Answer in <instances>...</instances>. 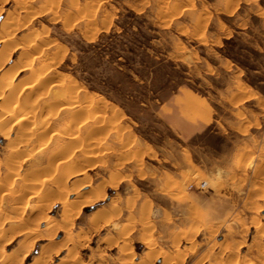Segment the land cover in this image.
I'll return each mask as SVG.
<instances>
[{
  "label": "rangeland",
  "instance_id": "obj_1",
  "mask_svg": "<svg viewBox=\"0 0 264 264\" xmlns=\"http://www.w3.org/2000/svg\"><path fill=\"white\" fill-rule=\"evenodd\" d=\"M24 2L0 1V37L47 47L32 58L14 48L3 67L16 62L18 71L5 80L24 85L35 74L37 91L39 73L66 90L72 83L75 100L92 110L97 104L104 119L95 126L102 132L86 139L99 143L95 153L70 159L65 193H56L58 173L37 142L18 155L14 192L38 185L44 201L30 213L29 192L20 204L17 193L0 194L1 257L8 264H264V0ZM128 49L154 74L137 75L134 62L127 70ZM36 112L37 123L46 119ZM7 124L0 122L1 180L17 143ZM63 199L71 204L67 218ZM192 225L197 232L185 235Z\"/></svg>",
  "mask_w": 264,
  "mask_h": 264
},
{
  "label": "bare ground",
  "instance_id": "obj_2",
  "mask_svg": "<svg viewBox=\"0 0 264 264\" xmlns=\"http://www.w3.org/2000/svg\"><path fill=\"white\" fill-rule=\"evenodd\" d=\"M0 1L2 3H5L6 0H0ZM12 1H13V3L15 2V3H18V4L23 2V5L20 4L22 6H24V3H25L24 0L23 1L22 0H12ZM9 15H11V14H9ZM7 18H10V17H8V13H7ZM6 22H8V21H6ZM13 25H14V22H13ZM13 25H11V26H13ZM1 26H3V25H1ZM2 28H4V27H2ZM3 30H2V32H3ZM14 30H16V29H14ZM5 37L4 36L0 37V71H2L1 78H0V102H1L0 103V122L1 123L2 122H9V124H7V125H10V126H7L6 129L12 130L13 128H15V130H16L15 134L17 132V135H15L16 136L15 139L17 140V143H13L12 145L15 144L14 146L10 145L11 146L10 147L11 152H10V154L8 153L9 154L8 157L10 159L9 161H10L11 165H10V168L8 169L9 171L6 170V172L4 173V176H2V177H4V179H2V180L0 179V191L3 192V193H0V194L1 195L2 194H7V195L9 194L10 195V193L11 194L17 193V192H14V188H16L18 186V184H15L14 181H13L14 177L18 176V174L15 171L16 170L15 163H18L17 159L20 158V157H18L19 154H23V156L28 154L27 152H26L27 154L24 153L25 152L24 149H26L27 145L29 143H32V142H34V143L37 142L38 143L39 146L36 147L37 148V153L38 152L39 153H43L46 156V159L49 162V163L48 162L47 163L50 166L49 169L54 167L53 171L58 173V175H56V176L54 174L55 180H56V177H57V180L56 181L53 180V181L57 182L56 183V189H57L56 193H61L62 191H65V189H66V187H65L66 183L65 182L67 180L65 179L66 181H64V177L66 175V172L70 175V172H68L69 169H71V168H69L70 159L71 160H72V158L74 159L76 153H81L83 155L84 154L86 155L89 152L90 153L94 152L93 150H95V148L98 147L96 145H98L99 143L97 144V142H95V141H92L93 144H89V143L86 144V139L87 138H93L94 135H95V131L102 132V130H100V129L95 130L96 129L95 126H96V124H100V121H101L100 119H104V117L101 116L100 114H98V113H100L99 111H97L98 112L97 114L95 113L96 111L94 112V110H96L95 106H97V104H93L94 105V109L92 110V109H90V108L93 107L92 105H90V104L87 105L86 103L83 104L82 101H80L82 103H79V101L77 102L76 100H78L79 97L75 100V94L76 93H74L73 91L72 92L69 91V90L74 89L72 87L76 88V86H72L71 87V84H72L71 80L69 81L71 84H69L67 86L68 90H66V88H64L65 85L62 84V83H59V81L57 82L56 78H54V81H56V82L54 83V81H53L51 83L50 81L43 80L42 79L44 77L43 75H42L43 76L42 78H39V76L41 75V73H39L37 75V78H38V82H41L39 86L41 87L42 91H37V89H40V88H37L35 90L34 89L35 85L31 84L33 81L35 82L34 79L36 77H33L35 74L34 75L31 74L32 77L30 76L31 80L33 78V81L32 82L29 81V83L28 82L24 83V85L23 84L19 85L20 83H18L17 85H14L11 80H9V81L5 80L7 78H11L12 79L13 75L16 74L17 71H18V69L14 68V64L16 62L9 64L8 67H6L5 69L3 67L5 62L9 59V57L11 55V52H12V50L14 48H16V47L20 48L21 51L27 50L29 52V53H27L28 55H31V53H34V54L38 55L39 52L44 50L43 49L44 46L47 47L46 46L47 44L43 43L44 41L42 42L44 45L40 43L43 46L42 47L40 44L36 45L34 43L35 42L34 40L32 41L33 42L32 44H30L31 42H29V43L27 42V43L23 44V43H20V42L11 41V39L7 40V39H5ZM23 41L26 42L25 40H23ZM21 42H22V40H21ZM26 44H30V45H26ZM44 54H45V52H44ZM28 55H25V57L26 56L28 57ZM32 55H31V58H32ZM21 59H23V58L20 57L19 60H21ZM30 60H32V59H30ZM36 60H38V59H36ZM8 62H9V60H8ZM18 62H20V61H18ZM31 62L32 61L28 62V65L25 64L26 65L25 67H26L27 70L29 69V70L32 71L33 70V66H32V64L30 66ZM16 64H18V63H16ZM44 67H45V64H44ZM45 69H48V68H45ZM42 70L43 69H41V71ZM47 72H49V70ZM46 77H49V76L46 75ZM46 77H44V78H46ZM49 78L51 79V77H49ZM29 79H27V80H29ZM39 79H40V81H39ZM42 81H44V82H42ZM24 82H26V81H24ZM78 91H80V90H78ZM39 92L42 93V94H40ZM60 93H62L61 94L62 98L60 97L61 99H58V97L60 96L59 95ZM82 94L83 93H81L80 95L82 96ZM85 95H83L82 97H86L87 96V95L86 96ZM44 97L47 98L48 101L45 102V100L43 99ZM90 102H91V100H90ZM93 102H95V101H93ZM97 102H99V101H97ZM99 103H101V102H99ZM104 109H105V107H104ZM107 109H109V108H106V111H107ZM36 110H40L42 112H45V114L47 116L46 119L43 118L45 120L42 119L41 122L39 121L40 123H37V117H35ZM40 111H38V112H40ZM38 112H36V114ZM94 114H96V115H94ZM37 115H39V114H37ZM91 119H93L92 122H94V124H92V122H91V124L94 125V126L89 128L87 125H88V122H90L89 120H91ZM106 119H107V117H106ZM105 122H103V123H105ZM103 123H101V124H103ZM97 127L101 128L102 126L101 125L100 126L97 125ZM2 129H3V127H2ZM95 140H97V137H95ZM10 144H11V142H10ZM35 152H36V150H35ZM30 155H31V152H30ZM77 158H78V156H77ZM71 163H73V162H71ZM52 165H53V167H52ZM237 166L238 165H234L230 169V174L232 172H235V171L238 170ZM49 169H48V171H46L47 172V174H46L47 176L50 175V173H48V172H50L52 170V169H50V171H49ZM76 170L77 171H81L80 169H76ZM70 171L74 172L75 170L74 171L70 170ZM51 173L53 175L52 171H51ZM50 176H49V178H50ZM65 178H67V177H65ZM51 179H54V178L52 177ZM50 182H52V180ZM54 182H52V183L55 184ZM77 182L78 181L76 180V182H75L76 185H77ZM87 182H88V180H87ZM39 183H40L39 185H42L41 182H39ZM75 183L73 182V184H75ZM28 186L29 185H26V186L23 185V188L25 189V191L23 190V193H21V194L17 193L18 195H16V196H18L17 197L18 199H16L17 202L15 204H17L18 202H19L18 204H20L22 202V200L25 199V196H28L27 192H29V198L31 196L32 198L34 197L35 200L30 205H28L27 207H26V205H24V206L26 207V209L30 213H32V212H35L34 210H36V207L38 206V204L41 201H44V198H43L41 193L39 194L40 190L39 189H35L36 188L35 186H38V185H34L35 188L34 187H28ZM88 186H90V183L89 184H85L83 182V183L80 184V187H82V188H87ZM6 187H8V188L6 189ZM99 188H101V187H99ZM96 189H98V188L96 187ZM66 191H67V189H66ZM65 192H62V193H65ZM83 194L77 195L76 197L79 198L81 196H84ZM59 196H60V194H59ZM59 196H58V198L63 197V196H61V197H59ZM66 198H67V196H66ZM52 199H53V195H51V197L49 196V198H46V201H48V200L53 201ZM65 199H63L65 201V202L63 201L64 202L63 206L65 205L64 206L65 207L64 210L66 212L63 211L64 212L63 217L67 218L69 216V212L68 211H70V209L68 208V206H69L68 204H70V203L68 201H66L67 199L66 200ZM50 201H48V202H50ZM25 203H27V202H25ZM70 206H71V204H70ZM43 207H44V205H43ZM66 208H68L69 210L66 209ZM71 209H72V207H71ZM43 220L45 221V219H43ZM225 220H226V218H225ZM47 224L48 223L46 222L45 225L47 226ZM30 230L26 229L25 230L26 232H24V230H23V232L26 233L25 236L30 234V232H29ZM197 230L198 229H196V227H193V225H192V227H189L186 230L185 235L186 234L187 235L194 234V233L197 232ZM32 233H33V231H32ZM0 235H3V234H0ZM29 236H31V235H29ZM0 239H2V238H0ZM1 254H3V253H1ZM1 254H0V264H8V260L3 259L1 257ZM69 262H67V263L70 264Z\"/></svg>",
  "mask_w": 264,
  "mask_h": 264
},
{
  "label": "trees",
  "instance_id": "obj_3",
  "mask_svg": "<svg viewBox=\"0 0 264 264\" xmlns=\"http://www.w3.org/2000/svg\"><path fill=\"white\" fill-rule=\"evenodd\" d=\"M147 41V40H146ZM122 46H124V44H121V48H120V51H122V52H124L125 50L124 49H122ZM127 52L129 53V55H128V57L125 59V61L127 62V64H124V65H126V69L127 70H129L130 68V65L134 62V63H137L138 65H139V67H141V68H138V70H136L135 71V73L137 74V75H142V73H143V75H145L144 73H147V71L149 70V73H150V75H152V74H154V72L151 70V68H149L148 66H147V62L145 61V60H137V61H139V62H137L136 61V52H135V50L134 49H128L127 50ZM119 56L117 55V58H118ZM137 59H139V58H137ZM150 70L152 71V72H150ZM116 73L117 74H121V71L119 70V69H117L116 70ZM147 75H149V74H146V76H144V77H147ZM127 79H131V77L129 76V75H126L125 76Z\"/></svg>",
  "mask_w": 264,
  "mask_h": 264
}]
</instances>
